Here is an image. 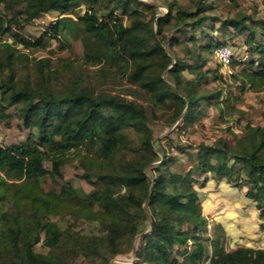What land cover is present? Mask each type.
Masks as SVG:
<instances>
[{
	"label": "trees",
	"instance_id": "16d2710c",
	"mask_svg": "<svg viewBox=\"0 0 264 264\" xmlns=\"http://www.w3.org/2000/svg\"><path fill=\"white\" fill-rule=\"evenodd\" d=\"M83 5L84 13L80 12ZM0 6V39L5 35L14 39L0 48V122L9 117V106L22 104L21 126L30 131L18 144L0 142V264H76L79 255L111 264L119 255L133 251L137 236L140 242L132 264H264L263 248L227 251L222 224L217 225L216 238H210L209 218L196 188L208 174L237 188L247 187V198L256 203L264 220V126L247 124L235 146L226 141L200 145L196 155L187 154L192 167L174 171L172 166H183L184 161L160 148L161 157L153 144L147 110L133 100L96 95L78 76L64 91H56V81L71 65L66 63L59 70L51 58L33 60L36 86L29 79L23 84L17 81L18 65L31 61L17 45L46 48L45 38L24 35L25 26L56 13L59 19L46 28L44 37L59 39L68 30L81 28L89 37V59L122 65L156 102L166 105L171 98L179 103L173 123L183 117V123L191 124L202 102L221 106L224 101L221 92L208 94L200 88L207 79L201 71L207 63L203 55H212L225 45L208 32L217 21L206 14L212 4L207 0H195L193 8L170 4L167 14L160 17L155 6L141 0H0ZM145 10L151 11L150 20ZM247 19H229L224 28L230 25L236 34L249 35L248 59L234 58L230 64L242 66L238 75L242 90L259 92L264 91V20L249 25ZM166 30L174 35L190 33L185 42H193L196 49L189 50L194 65L178 57L174 47L180 42L174 35L170 53L162 46L159 36ZM189 69L196 79H184L182 72ZM166 72L177 86L183 85L185 97L164 79ZM130 128L142 134V155L124 160L117 168V156L127 147ZM79 149L87 150L81 177L94 186L88 193L63 176L68 155ZM178 150L186 151L184 147ZM46 161L51 162V169ZM150 166L152 172L147 171ZM48 179L54 186L51 189L45 186ZM64 215L97 223L101 234L83 239L69 228L63 230L53 219ZM39 245L50 253L37 252Z\"/></svg>",
	"mask_w": 264,
	"mask_h": 264
},
{
	"label": "rangeland",
	"instance_id": "374dc122",
	"mask_svg": "<svg viewBox=\"0 0 264 264\" xmlns=\"http://www.w3.org/2000/svg\"><path fill=\"white\" fill-rule=\"evenodd\" d=\"M145 3L155 6L156 16H164L169 11V5L182 6L193 8L195 0H141ZM208 5L212 4L211 10L206 14L213 16L217 21L214 24V30L208 27V32L212 39L216 42H225L221 46L229 48L233 53L236 60L244 61L248 59L249 55L248 46L246 45L248 34H236L229 25V29L224 28V24L229 19H239L247 17L249 25L255 21L264 20V0H207ZM111 7V6H110ZM1 10V6H0ZM86 6L80 7V12L84 13ZM1 12V11H0ZM104 12V11H103ZM147 20L152 18L150 10H145ZM102 14V13H101ZM59 19L58 14L49 13L35 19L25 26L24 35L32 38L39 39L45 38V49L31 48L25 49L23 45H17L18 49L26 53L31 61H22L17 69V81L23 84L28 80L33 86L38 83V74L36 71V64L34 59L51 58L53 64L59 65V70L64 67L66 63L71 65V70H67L56 81L55 90L64 91L71 85L72 78L79 79L82 85L96 95H119L130 100H133L138 105L147 110V118L149 127L153 132V144L159 150L161 157L163 154L160 148L164 150L165 154L169 157H180L184 161V165L179 163L173 165L172 169L189 170L192 167V161L188 153L196 155L197 148L200 145H213L219 141H226L232 146L236 144V137H241L245 131L247 124L253 126H264V91L242 90L241 79L238 78L242 66L224 65L216 58V51L221 48L218 47L214 53H205L203 56L206 58L207 63L203 65L202 72L206 75L207 79L203 81L200 88L202 92H221L222 104L221 106L206 105L202 102L199 106L197 116L193 123H183V117L177 122L173 123L174 112L179 103L171 98H168L166 105L156 102L150 93L143 90L136 84L129 76L122 65L116 66L109 61L103 60L101 62H93L87 56V47L89 37L81 30L78 25L77 30H68L63 33L59 39L44 37V31L51 24ZM207 26V24H205ZM155 30L157 25L154 24ZM229 30V33L227 32ZM174 33L167 30L159 36L162 46L170 53L169 41ZM179 40V44L175 45L174 50L178 57L181 58L187 65L192 66L195 60L191 58L190 51H196L194 44L191 41L185 42L189 34L178 33L174 35ZM258 40H261V35H258ZM10 41L14 43V39L9 35H5L0 39V48L2 43ZM63 43V44H62ZM65 45L66 48L62 47ZM198 52V51H197ZM64 59V60H60ZM68 61V62H67ZM121 67V68H120ZM220 68V69H219ZM105 69V73L101 70ZM192 71V70H191ZM189 70L182 72L184 79H196V74ZM234 73V75H232ZM164 79L170 84L176 93L181 94L183 97V85L177 86L174 78L170 73H164ZM79 78H78V77ZM22 104L9 106L7 114L9 117L0 122V142L4 145L18 144L27 139L29 130L21 126L19 114L21 112ZM142 134L135 128H130L127 132V147L117 156L116 167L119 168L122 162L126 159H137L142 155ZM162 145V146H161ZM179 147H184L185 152L179 151ZM68 163L63 167V176L66 181H69L75 188L91 192L94 186L89 184L81 176L85 173L83 160L87 157V150L79 149L72 151L69 155ZM158 162L157 164H159ZM156 164V165H157ZM48 169H51V162L45 163ZM148 172H152V166L147 168ZM207 177V178H206ZM95 180V179H94ZM202 184L196 186L200 194V202L204 206V215L209 218V236L211 239L216 238L218 235L217 225L229 226L232 220V213L236 212L249 216L247 219H239L240 224H245L247 221L254 228V234L264 235V220L261 218L260 211L253 213V201H246L242 203L247 193V187L242 189L230 185L226 179L215 178L212 174L205 175L200 178ZM227 184L228 186H223ZM47 189L53 188V184L48 179L45 184ZM235 189L234 194H225L226 189ZM234 216V215H233ZM236 216V215H235ZM218 219H221L218 222ZM238 219V218H237ZM236 219V220H237ZM54 222L64 230L69 228L81 238L100 235L101 228L97 223L89 222L86 220H75L70 216L64 215L53 219ZM150 228V227H149ZM245 237L248 235L245 234ZM244 237V238H245ZM247 239V238H246ZM133 251L127 254H122L112 260V264H132L136 259V251L140 236L134 240ZM226 242V239H225ZM224 242V243H225ZM252 243V241H250ZM136 247V248H135ZM241 247L238 244L232 245L231 238L226 242V250L233 251ZM36 251L43 254L50 253V249L44 246H37ZM101 261H91L89 258L79 255L76 264H100ZM200 264H209L206 261Z\"/></svg>",
	"mask_w": 264,
	"mask_h": 264
},
{
	"label": "crops",
	"instance_id": "0c3cea01",
	"mask_svg": "<svg viewBox=\"0 0 264 264\" xmlns=\"http://www.w3.org/2000/svg\"><path fill=\"white\" fill-rule=\"evenodd\" d=\"M250 199L247 198V196L244 197V200L242 201V203L245 204L246 201H249ZM252 201V200H251ZM255 208L252 210L253 213L257 212V207L254 206ZM234 213V212H233ZM233 213L231 214L232 217ZM236 219L235 220H231L230 221V226H223L225 233H226V242L227 240H229V238H231L232 241V245L238 244L241 247H246V243H251L250 241H252L251 244H255V246H257L258 248H263L264 249V235L260 236V235H256L254 234V228L251 227L252 224H250L249 222L245 221V224H240V220L239 219H247L249 218V216H244L241 213L236 212ZM245 234H247L248 236L245 237ZM245 237V238H244ZM247 238V239H246ZM226 242L224 243V246L226 247ZM226 249V248H225Z\"/></svg>",
	"mask_w": 264,
	"mask_h": 264
},
{
	"label": "built area",
	"instance_id": "2783aa9c",
	"mask_svg": "<svg viewBox=\"0 0 264 264\" xmlns=\"http://www.w3.org/2000/svg\"><path fill=\"white\" fill-rule=\"evenodd\" d=\"M234 57V53L227 47H221L216 51V58L224 65H229Z\"/></svg>",
	"mask_w": 264,
	"mask_h": 264
},
{
	"label": "water",
	"instance_id": "95a60500",
	"mask_svg": "<svg viewBox=\"0 0 264 264\" xmlns=\"http://www.w3.org/2000/svg\"><path fill=\"white\" fill-rule=\"evenodd\" d=\"M223 186H228L227 184H224ZM253 204H254V206H256V203H254L253 202ZM203 209H204V206H203ZM236 219V216H234V217H232V220H235ZM220 220L221 219H218V222H220ZM152 225V221H151V219L149 218V226H151ZM229 226L231 225V224H228ZM134 245H136V242L134 241ZM246 247H249V248H254V249H257L258 247L257 246H255V244H251V243H246ZM112 263H114V262H111V264Z\"/></svg>",
	"mask_w": 264,
	"mask_h": 264
},
{
	"label": "bare ground",
	"instance_id": "6f19581e",
	"mask_svg": "<svg viewBox=\"0 0 264 264\" xmlns=\"http://www.w3.org/2000/svg\"><path fill=\"white\" fill-rule=\"evenodd\" d=\"M235 192H236V191H235V189H233V188H232V189H226V190H224V193H225V194H230V195H231V194H234ZM233 215H234V213H233ZM234 216H235V215H234Z\"/></svg>",
	"mask_w": 264,
	"mask_h": 264
}]
</instances>
